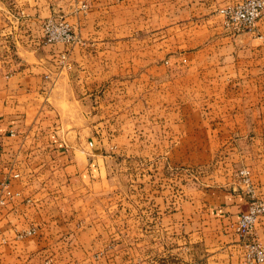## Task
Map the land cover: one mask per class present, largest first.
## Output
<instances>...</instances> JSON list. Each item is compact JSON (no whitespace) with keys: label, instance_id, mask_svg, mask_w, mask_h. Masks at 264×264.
I'll use <instances>...</instances> for the list:
<instances>
[{"label":"crops","instance_id":"1","mask_svg":"<svg viewBox=\"0 0 264 264\" xmlns=\"http://www.w3.org/2000/svg\"><path fill=\"white\" fill-rule=\"evenodd\" d=\"M238 1L0 0V196L5 189L11 195L0 203V264H42L47 258L54 264H109V255L117 264H147L141 262L143 255H148V264H159V256L160 264H174L170 262L172 247L158 252L157 225L152 230V223L159 213L166 228L175 217L194 224L193 237L187 232L177 248L180 255L196 243L204 245L207 264H263L243 259V244L250 237L241 238L236 226L249 201L245 186L237 188L235 181L240 184L238 170L247 168L255 193L264 194V10L252 33H230L224 22L208 19L222 18L218 9ZM143 11L166 16L165 25L171 29L177 26L173 16L182 15L202 18L185 23L183 31L220 32L188 45L176 57L166 56L165 63L180 60L199 64V70L207 74L213 71L219 89L214 94L221 96V104L137 106L151 112L150 120L135 125L137 134L144 125L151 136H160L165 143L150 158L172 163L180 159L196 167L197 176H191L190 170L181 173L183 194L174 209L167 197L159 200L156 193L158 177L160 190L169 191L173 169L166 166L159 174H148L150 198L134 200V217L150 222L148 235L134 232L129 237L133 247H127V232L119 231L116 245L109 246L115 238L93 230L90 222V217L94 222V215L88 214L93 201L79 196L99 186L109 187V154L102 150L97 135L111 127L98 120L96 111L115 106H103L104 101L97 104L94 83L80 97L72 85L73 67L104 16ZM49 17L69 23L80 35V43L45 44L42 23ZM62 52L68 53L71 68L60 62ZM83 207L86 216L80 214ZM29 229L34 233L18 236ZM142 236L150 244L144 250ZM251 237L264 244V218L256 223ZM127 255L134 262H128Z\"/></svg>","mask_w":264,"mask_h":264},{"label":"rangeland","instance_id":"2","mask_svg":"<svg viewBox=\"0 0 264 264\" xmlns=\"http://www.w3.org/2000/svg\"><path fill=\"white\" fill-rule=\"evenodd\" d=\"M219 10L220 8L218 13L222 18H208L209 22L219 21L225 24L224 17ZM173 18L177 26L171 29V25L169 27L165 25L166 16L149 15L144 11L140 14L132 12L124 15L114 13L104 16L103 22L97 26L99 29L90 36L91 41L88 40L85 53L83 55L79 53L81 59L78 58L74 62L75 66H72V85L77 89L80 97L84 98L87 88H91L94 83L99 96L97 104L104 101L103 106L108 104L115 106L96 111L98 120H104L111 127V129L107 127L104 132L99 131L97 135L102 150L109 154L106 164L109 187L99 186L86 194L80 193L79 196L83 200L93 201L88 208L90 210L88 214L94 215V222L91 217L90 222L94 225L93 230L109 232L115 238L111 239L109 246H112V243L116 245L119 231L127 232V247H133V240L129 237L133 236L134 232L148 235L150 230L148 219H142L139 222L134 217V200L150 198L148 174H156V172L159 174L165 170L166 166L173 169V182L169 191H164V188L160 190L161 179L158 177L159 188L156 193L159 200L167 197L171 202L169 206L174 209L178 206L183 194L185 179L181 173L190 170L191 176H197V168L183 164L180 159L174 158L172 163L170 159L166 161L150 158L163 149L165 143L160 141V136H151L144 125L141 132L137 134L135 125L140 122L145 124V121L150 120L151 113L147 110H140L137 106H219L221 104V96L214 94V91L219 89L215 88L213 71H208L207 74L203 68L199 70V64H190L180 60L165 63L166 56L174 54L176 57L188 45L196 44L199 39L220 32L192 29L183 31L182 26L185 23L189 21L195 23L201 21L202 18L191 16L187 19L182 15H174ZM232 31L229 30L230 33L234 32ZM77 38L76 44H79V34ZM118 41L122 44L118 45ZM150 55L152 58L156 57L157 61L150 62ZM225 97L228 99L231 96ZM83 109H85L84 106ZM176 111L175 108L174 119L179 113ZM157 113L161 114L159 111ZM119 124L122 126L118 128ZM112 133L114 137L108 136ZM240 185L235 181L237 188H240ZM246 195L249 201V193L246 192ZM255 195L264 194L255 193ZM85 212L86 208L83 207L80 214L86 216ZM155 224L157 225L156 241L159 254L166 246L172 247L174 253L171 263L207 264V252L203 244L190 243L184 255H180L177 250L187 232L191 233V238L193 237L194 224L182 223L175 217L166 228V222L160 213L157 222L152 223V230ZM189 227L190 231H187ZM151 241L152 249H154L153 237ZM149 245V238L142 236L143 250ZM147 256L143 255L141 262L148 264ZM160 258L162 256H159V264ZM106 259L109 264H117V259L111 255ZM133 259V256L127 255L128 262H134Z\"/></svg>","mask_w":264,"mask_h":264},{"label":"built area","instance_id":"3","mask_svg":"<svg viewBox=\"0 0 264 264\" xmlns=\"http://www.w3.org/2000/svg\"><path fill=\"white\" fill-rule=\"evenodd\" d=\"M264 10V0H239L233 4H227L220 8L225 24L234 32H254L257 22ZM42 41L45 44L62 42L73 45L78 41L77 34L72 30L69 23L63 19L46 18L42 23ZM59 60L64 67L71 68L69 55L62 52ZM238 180L249 193L248 208L240 214L237 221V232L241 238H249L243 244V259L246 263H264V244L251 237L254 227L260 218H264V195L256 196L251 184L250 171L247 168L238 170ZM14 177L18 174L14 173ZM6 185V183H5ZM4 185V186H5ZM10 191L5 189L0 196V203L10 198ZM33 229L25 230L18 234L19 237L31 235ZM42 264H54L51 258H47Z\"/></svg>","mask_w":264,"mask_h":264}]
</instances>
